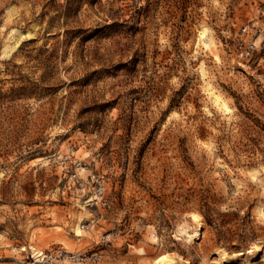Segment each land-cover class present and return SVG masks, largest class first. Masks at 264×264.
I'll use <instances>...</instances> for the list:
<instances>
[{"label": "rangeland", "instance_id": "obj_1", "mask_svg": "<svg viewBox=\"0 0 264 264\" xmlns=\"http://www.w3.org/2000/svg\"><path fill=\"white\" fill-rule=\"evenodd\" d=\"M162 254L264 264V0H0V264Z\"/></svg>", "mask_w": 264, "mask_h": 264}, {"label": "bare ground", "instance_id": "obj_2", "mask_svg": "<svg viewBox=\"0 0 264 264\" xmlns=\"http://www.w3.org/2000/svg\"><path fill=\"white\" fill-rule=\"evenodd\" d=\"M192 220L193 221H197L199 220L198 219V216L197 214H192L191 216ZM199 222V221H198ZM196 223V222H195ZM186 231V230H185ZM188 236V235H187ZM190 236V235H189ZM255 247H257L255 245ZM257 249V248H255ZM155 264H173V260L170 256H168L167 254H162L160 256H158L156 259H155Z\"/></svg>", "mask_w": 264, "mask_h": 264}, {"label": "built area", "instance_id": "obj_3", "mask_svg": "<svg viewBox=\"0 0 264 264\" xmlns=\"http://www.w3.org/2000/svg\"><path fill=\"white\" fill-rule=\"evenodd\" d=\"M98 192L101 193L102 192V188L100 185H98Z\"/></svg>", "mask_w": 264, "mask_h": 264}]
</instances>
